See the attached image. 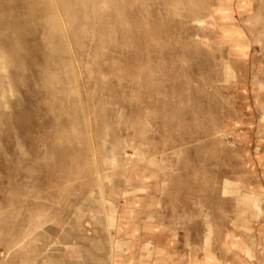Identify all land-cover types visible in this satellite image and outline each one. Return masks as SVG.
Instances as JSON below:
<instances>
[{
	"label": "rangeland",
	"instance_id": "1",
	"mask_svg": "<svg viewBox=\"0 0 264 264\" xmlns=\"http://www.w3.org/2000/svg\"><path fill=\"white\" fill-rule=\"evenodd\" d=\"M259 223L264 0H0V264L240 252Z\"/></svg>",
	"mask_w": 264,
	"mask_h": 264
},
{
	"label": "crops",
	"instance_id": "2",
	"mask_svg": "<svg viewBox=\"0 0 264 264\" xmlns=\"http://www.w3.org/2000/svg\"><path fill=\"white\" fill-rule=\"evenodd\" d=\"M257 241L250 249L249 243L242 242V251H226L225 254L204 246V249L196 250L173 249L170 246L161 247V261L155 264H264V224L257 225ZM263 232V233H262ZM149 243L158 244L157 240L149 239ZM141 252L133 256L136 260L141 259ZM155 258V256H154ZM153 258V259H154ZM137 263V262H136Z\"/></svg>",
	"mask_w": 264,
	"mask_h": 264
}]
</instances>
